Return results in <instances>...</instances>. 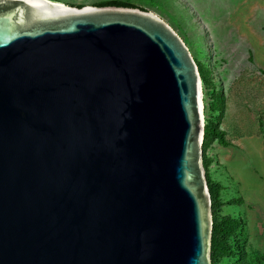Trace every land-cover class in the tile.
Wrapping results in <instances>:
<instances>
[{
	"label": "water",
	"instance_id": "95a60500",
	"mask_svg": "<svg viewBox=\"0 0 264 264\" xmlns=\"http://www.w3.org/2000/svg\"><path fill=\"white\" fill-rule=\"evenodd\" d=\"M204 122L158 15L0 0V264H212Z\"/></svg>",
	"mask_w": 264,
	"mask_h": 264
},
{
	"label": "rangeland",
	"instance_id": "374dc122",
	"mask_svg": "<svg viewBox=\"0 0 264 264\" xmlns=\"http://www.w3.org/2000/svg\"><path fill=\"white\" fill-rule=\"evenodd\" d=\"M49 1L77 7L111 0ZM120 1L168 23L198 64L211 132L203 161L216 204L212 247L216 225L237 221L235 236H220L231 253L213 263L211 250L212 264H264V0Z\"/></svg>",
	"mask_w": 264,
	"mask_h": 264
},
{
	"label": "trees",
	"instance_id": "16d2710c",
	"mask_svg": "<svg viewBox=\"0 0 264 264\" xmlns=\"http://www.w3.org/2000/svg\"><path fill=\"white\" fill-rule=\"evenodd\" d=\"M96 6L99 7H104V6H116V7H137L131 3L125 2V1H120V0H111V1H105L97 4ZM77 7H82V6H77ZM142 9V8H141ZM211 134L210 129L208 126L205 127V137ZM220 139H222V134L217 132L216 133ZM207 171V164L204 165ZM211 186V185H210ZM211 193L212 196H214L213 192V187L211 186ZM213 207H216V204L214 202ZM225 221L227 222V225L222 228L221 230L219 229V225L217 224L216 227L214 228V238H213V247H212V258H213V263H215L216 260L221 259V257H224L226 254L229 255L231 253L232 247L227 244V246H224L220 236L221 235H227V238H232L235 236V231L231 232V225L237 224V221H231L230 218H225Z\"/></svg>",
	"mask_w": 264,
	"mask_h": 264
}]
</instances>
